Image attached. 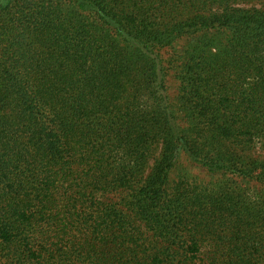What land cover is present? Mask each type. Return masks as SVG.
<instances>
[{"label": "trees", "instance_id": "trees-1", "mask_svg": "<svg viewBox=\"0 0 264 264\" xmlns=\"http://www.w3.org/2000/svg\"><path fill=\"white\" fill-rule=\"evenodd\" d=\"M257 149L264 0H0V264H264Z\"/></svg>", "mask_w": 264, "mask_h": 264}, {"label": "rangeland", "instance_id": "rangeland-1", "mask_svg": "<svg viewBox=\"0 0 264 264\" xmlns=\"http://www.w3.org/2000/svg\"><path fill=\"white\" fill-rule=\"evenodd\" d=\"M241 4V3H240ZM195 14H198V12L196 11ZM167 56V54H166ZM169 92L172 96V98H174V102L177 103V94L179 92V81L178 79L174 76V75H170L169 76ZM253 155L256 157H264V151H261V150H256ZM191 161L187 158L184 159V164L186 166H190V173L194 176V181L195 183H197L198 181L200 182H208L212 176L207 172L205 171L204 169H202L198 164H193V165H190Z\"/></svg>", "mask_w": 264, "mask_h": 264}]
</instances>
